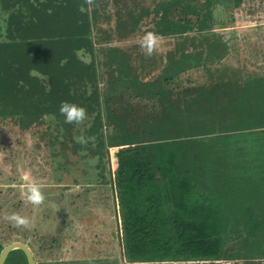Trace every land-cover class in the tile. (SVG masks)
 <instances>
[{
	"label": "trees",
	"instance_id": "16d2710c",
	"mask_svg": "<svg viewBox=\"0 0 264 264\" xmlns=\"http://www.w3.org/2000/svg\"><path fill=\"white\" fill-rule=\"evenodd\" d=\"M216 1L162 0L121 21L171 37L174 50L157 65L143 51L97 50L94 34L111 0H0V120L25 129L46 123L50 142L66 147L63 174L82 165L80 185L104 187L111 217L118 201L121 264H264V143H248L264 139V73L210 68L229 55L223 35L201 32ZM261 30L249 32L258 38L238 58L242 67L254 59L252 71L264 68ZM198 67L209 83L172 85ZM62 102L84 107L87 119L66 123ZM7 189L0 251L19 239L6 218ZM66 210L64 220L85 212ZM4 264L28 263L15 249Z\"/></svg>",
	"mask_w": 264,
	"mask_h": 264
},
{
	"label": "rangeland",
	"instance_id": "374dc122",
	"mask_svg": "<svg viewBox=\"0 0 264 264\" xmlns=\"http://www.w3.org/2000/svg\"><path fill=\"white\" fill-rule=\"evenodd\" d=\"M111 1L113 2L108 8V14H102L99 28L94 34L98 42L97 50L102 46L118 45L136 55V52L142 51L139 41L145 33L132 32L121 21L128 19L127 15L133 9L142 11L162 0ZM225 1L219 0L213 4L211 13L207 15L209 26L201 32L223 35L229 47V55L219 64L208 65L213 71L226 70L228 74L234 71L240 76L251 75L252 72L264 73V68L252 71L255 69L251 62L254 59L246 61L247 67H242L238 59L240 49L245 48L248 55L249 47L258 38L255 34L250 35L251 27H263L259 37H262L260 42L264 46V0H241L239 6L234 4V0ZM157 37L159 47L148 59L159 65L167 52L174 50L175 44L171 37ZM258 42L257 40L255 43ZM262 62L264 65V59ZM188 73L178 80L175 79L172 85L175 87L176 84L209 83L213 79L212 76L207 79L208 73L204 67ZM50 132L49 126L46 127L43 122L37 123L31 129H25L0 120V188L12 189L8 197L13 203V207L5 209H8V216L17 213L30 221L27 228L16 227L8 221L13 238H19L14 241H22L21 238L26 240L35 255L36 264L123 263L125 256L120 244L121 219L118 201L111 200L113 217L109 214L108 216L103 200L104 187L93 185L88 188L85 184L80 185L84 175L82 165L74 164L69 173L63 174L58 166L60 161L66 163V158L60 157L65 154L66 147L56 141L50 142ZM51 143L54 147L50 146ZM243 143L245 141L241 142ZM248 143H264V139L250 140ZM116 149L110 148L109 161L112 168ZM33 184L40 186L44 195L43 203L38 206L32 205L27 199L28 187ZM78 207L84 208L83 218L64 220L66 209ZM67 222H73V225ZM256 264H263V261L257 260Z\"/></svg>",
	"mask_w": 264,
	"mask_h": 264
},
{
	"label": "clouds",
	"instance_id": "9594fccd",
	"mask_svg": "<svg viewBox=\"0 0 264 264\" xmlns=\"http://www.w3.org/2000/svg\"><path fill=\"white\" fill-rule=\"evenodd\" d=\"M85 3L91 5L93 0H85ZM84 7L81 6V11H84ZM140 48L144 52V54L148 57H151L157 48L159 47L158 37L154 32H146L143 37L139 41ZM82 51V50H81ZM81 51H77L78 58L81 55ZM30 75L33 77L40 78L42 80H46L41 73L33 69L30 72ZM50 91V86L46 89ZM60 113L65 116L66 123H76L82 124L85 119H87V110L78 106L74 103L62 102L60 106ZM28 202L32 205L38 206L43 203L44 195L38 185H29L28 187ZM10 222H12L16 227H29L30 221L27 217H22L17 213H13L12 215L6 217Z\"/></svg>",
	"mask_w": 264,
	"mask_h": 264
},
{
	"label": "water",
	"instance_id": "95a60500",
	"mask_svg": "<svg viewBox=\"0 0 264 264\" xmlns=\"http://www.w3.org/2000/svg\"><path fill=\"white\" fill-rule=\"evenodd\" d=\"M15 249H20L24 252L28 264H36L32 249L22 241H12L3 246L0 251V264H4L10 252Z\"/></svg>",
	"mask_w": 264,
	"mask_h": 264
},
{
	"label": "crops",
	"instance_id": "0c3cea01",
	"mask_svg": "<svg viewBox=\"0 0 264 264\" xmlns=\"http://www.w3.org/2000/svg\"><path fill=\"white\" fill-rule=\"evenodd\" d=\"M261 29H263V27H255V28L251 27L249 32H251L252 30L254 31V30H261Z\"/></svg>",
	"mask_w": 264,
	"mask_h": 264
}]
</instances>
